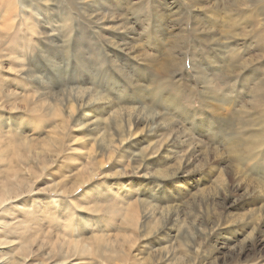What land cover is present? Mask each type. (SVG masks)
I'll return each mask as SVG.
<instances>
[{
	"label": "rangeland",
	"instance_id": "1",
	"mask_svg": "<svg viewBox=\"0 0 264 264\" xmlns=\"http://www.w3.org/2000/svg\"><path fill=\"white\" fill-rule=\"evenodd\" d=\"M236 1L117 0L127 9L120 8L115 19L103 12L110 33H100L88 20L93 9L101 8L103 0H0V95L7 88L17 93L16 108L0 107L3 119L12 118L10 127L15 132L8 136L0 126V180L9 170L8 163L18 166L22 150L33 147V143L37 151L53 149L56 153L59 142L52 138L63 119L67 131L63 152L57 158L47 155L55 159L46 163L50 164L48 172L43 170L40 178H32L34 191L28 196L35 198L34 202L41 200L46 178L47 185L59 182L72 190L85 178L79 176L88 171L87 167L99 168L92 180L69 196L47 192L53 198L70 199L86 193L88 197V189L97 186L98 194L87 199L84 207L75 203V210H69L66 204L54 205L44 198L31 215L19 217L29 220L30 226L15 230L4 227L1 209L7 211L9 220L18 211L0 204V236L10 234L15 238L0 251V264H56L66 256L65 264H115L111 263L117 257L115 252L109 254L106 249L113 245L125 251L128 240L135 239L136 249L143 252L137 251L142 261L135 260L133 264H264V138L260 143L258 133L264 122L257 110L262 102L256 92L240 85V79L233 85L231 77L226 79L234 86L230 95L238 105L222 102L218 96L223 90L209 91L221 80L210 76L225 70L222 61L234 47L231 35L239 39L241 49L250 45L251 40L242 32L223 26L230 13L226 6ZM33 3L37 5L31 9ZM132 3L136 4L130 7ZM236 7L241 9L239 15L246 11V6ZM117 24H126V31L115 29ZM217 43L227 55L214 48ZM180 50L187 52L185 69L170 78L171 54L179 55ZM123 57L126 62L120 60ZM254 58L255 53L243 56V65L249 66L243 73L260 66L264 69V60ZM196 59L198 64L199 60L203 62L204 78L193 71L191 64ZM112 60H116L115 65L129 67L117 69L111 66ZM28 65L40 76L34 85L21 80V76L31 75ZM126 70L130 77L125 76ZM262 75L261 69L253 82L255 86L264 81ZM43 80L48 90L43 89ZM77 81L106 100L88 107L93 118L84 121V129L76 125L79 109L73 119L67 112L70 101L75 99L70 85ZM161 82L165 95L175 96L180 109L160 99L156 90ZM38 91L46 92V97L62 99L63 104L57 100L55 109H45L48 101L41 105L33 101L39 97ZM240 92L242 103L238 101ZM125 110L139 115L143 122L132 116V124H128L129 120L122 118L127 136L130 131L137 133L121 146L123 153L116 152L108 159L110 147L92 130L94 117L101 114L102 122L116 130L113 112ZM156 116L155 123L144 118ZM227 120L232 125L228 126ZM151 127H159L158 133L150 135ZM25 138L32 143L24 142ZM31 165L38 167L36 161ZM21 199H15L13 204ZM168 208L171 209L167 211ZM126 211L131 213L128 218ZM69 213L79 226L66 234L61 222L70 219ZM171 213L172 219L168 220ZM32 226L36 233L31 232ZM66 238L78 240V247H72ZM28 256V261L22 263Z\"/></svg>",
	"mask_w": 264,
	"mask_h": 264
},
{
	"label": "bare ground",
	"instance_id": "2",
	"mask_svg": "<svg viewBox=\"0 0 264 264\" xmlns=\"http://www.w3.org/2000/svg\"><path fill=\"white\" fill-rule=\"evenodd\" d=\"M15 1L16 0H14V3H15ZM116 1L117 0H110V1L109 0H103V3L101 4V8L100 9L96 8V9H93L91 11V17L89 18L88 21L91 20V22L94 24L93 27L96 28V29H98L100 33H105V32H109L110 33V30H109V27L110 26H105L107 24L104 22V20L106 19V17H105V15H102L103 12L107 11L109 13V17L108 18L111 19V15H112L113 18L115 19V13L116 14L119 13L118 10L120 8L127 9V6H124L123 4L122 5H119V4L116 3ZM135 4L136 3H132V5L130 7H132ZM203 4H204V2H203ZM36 5H37L36 3H33L30 6V8L33 9V7L34 8L36 7ZM237 5H239V7L246 6V11L243 14L239 15L238 14V11L241 10V9L237 10L238 9L236 7ZM63 7H64V5H63ZM226 8H227V10L230 13H229V15L227 14L226 19L223 20V26L228 27V28H231V30H235V31L242 32L243 33V36L248 37L249 40H251V41H250V45L249 46L247 45V47L245 49H243V48L241 49V47L238 46L239 39L236 38L235 35H231L232 38H230V36H229L230 41L234 44V47L231 46L232 47V51L230 53V56L228 58H225L222 61L223 62L222 63V66L225 68V70L224 71L221 70L220 72H218V73L210 76V78H212V79H215V80L221 79V80L213 88H210L209 91L215 92L217 89L218 90H223L222 94L218 96L220 98V100L222 102H225V103H228V102L232 101L236 105H238L237 102L235 101L234 97L230 95V93L234 90V86H231L230 83H229V81H227L226 78L227 77H231L232 78V81L231 82H233V85L236 83V81L238 79H240V85L242 87H247L248 89H250L252 91V93H255L256 92L258 94V96L260 97L262 104H259L258 105L257 110L260 112V114H261V120L264 122V81H259L256 86L253 84V82L255 81V77L258 76V74L261 72V69H262V72H263V75L262 76H264V69H263L262 66L259 65L260 67H255V70H251V71H248V72H245V73L242 72L243 69L249 67V66H244L243 65V61H245L246 58L242 61L243 56L246 53H255V58H254L255 60H257L256 59L257 57L258 58H261L262 60H264V0H237L236 1V4H234V3L232 5H229L228 4L226 6ZM34 12H37V11H34ZM214 13H216V12H214ZM194 17L196 19L198 16H195L194 15ZM188 18H190V16ZM80 21H82V20H80ZM109 21H111L113 23H116L115 21H112V20H109ZM113 23H111V24H113ZM124 23H122V24H124ZM194 23L197 24L196 21ZM101 24H103L104 26H102ZM122 24L121 25H118L117 24L118 26L116 25V27H114V28L115 29L116 28H120L121 30H123V32H125L126 29H125L124 26H127V25L125 24L123 26ZM244 25H247V27H245ZM113 26H115V25L113 24ZM195 26H198V25H195ZM249 26L251 28L249 29L250 32L248 33L246 30H247V28ZM31 29H32V27H31ZM193 30L196 31L197 30V27L194 28ZM239 35H240V33H239ZM109 40H110V38H109ZM209 40L210 39L208 38L206 41L207 42H210L211 40L210 41ZM30 44H32V42ZM251 44H252V47H251ZM214 48L219 49L220 50V53L223 56L224 55H227L226 54V50L221 49V44H218V43H217V45L215 44ZM25 51H27V50H25ZM123 51L124 50H121L120 52H123ZM178 52H179L180 57H179V55H175L176 53L175 54H171V59L169 61V67H168V74H169L170 78H172L175 75V73H181L185 69L184 67H185V63H186V59H187L186 58L187 52L185 50L184 51H181L180 50ZM22 53H24V52L22 51ZM30 53H32V52H30ZM103 53L101 54V59L102 60H104L103 57H102ZM192 54L194 56V51H192ZM26 55L28 56V54H26ZM23 56H24V54H23ZM199 56H202V55L199 54ZM125 57H123L120 60H124L126 62V58ZM249 57H251V56H249ZM195 61L192 62L193 64H191V66L193 67V71L195 72V74H196L197 77L204 78L205 71H204V67H202V65H201L203 62L201 60H199V64H198L197 59ZM247 61H248V58H247ZM115 62H116V60H112L111 63L113 65H111V66H114L115 65ZM25 66H26V64H23V69H24ZM115 67H117V69H120V68H127L129 66H127V65L126 66L125 65L124 66H121V64H116ZM27 71L30 72L31 75H26L24 77V76H21L19 74L21 76V80H22V82L24 84L34 85L35 83L39 82L38 80H40L39 79L40 76H37V75H35L32 72L33 71L32 67H30L28 65ZM126 72L127 73L125 74V76L130 77L129 76V72L127 70H126ZM241 73H243V74H241ZM169 81H172V80H169ZM45 82H47V81H45V80L40 81L43 89L44 90H48L49 88L45 86V84H44ZM163 84L164 83L161 82L160 85L158 86V89L156 90V93L159 94L160 99L166 100L169 103L168 105H171V107L175 106V108L180 109V107L176 104L175 96L165 95L166 89L164 90L165 87H163ZM70 87H71L72 92L74 91L73 96H74L75 99H72L70 101L69 109L67 110V112H68V118H72V119L75 118L78 115V114H76L77 109H79V112H80L79 114L80 115L77 118H75V121H76V125L77 126L82 125V127L84 129L85 127H87V122L85 123L84 121H90L93 118L92 115L90 114V112L88 111V107L91 106L92 104H97V103H100V102H103V101H106V100H104L103 99V96L100 95L99 92L98 91H95L93 88H90L89 89V88H85V87L81 86V82L80 81L74 82L73 83V86L70 85ZM112 87H113V85H112ZM65 90H66V88H65ZM123 90L125 91V87H123ZM2 92H3V90H2ZM38 92L40 94L39 97L38 98H34L33 101H34V103L39 104V105H41L43 102L45 103V102L48 101V104H45L44 105V108L45 109H49V110L55 109V107H56L55 105H56V101L57 100L60 102V104L61 103L63 104L62 99H60L58 97L53 96L52 98H49V97L44 96L46 94V92H43V93H40V91H38ZM172 95H174V94L172 93ZM16 96H17V93H16V91L14 89H10V88L5 89V91L2 94V96L0 95V107H4L6 105H11V108L12 109L16 108V106L14 104V100H15ZM242 97L243 96H242V94L240 92L238 94V101L239 102L241 101L240 103L243 102L242 101ZM75 100L78 102V104H79L80 107H77V102ZM234 103H231V104H234ZM32 105H34V104H32ZM255 107H256V105H255ZM255 107H254V110H255ZM235 113H237V112L236 111H234V113L232 112V114H235ZM132 116H133V114L130 113L128 110H125L124 112H122L120 114L118 112H113V117H115V121H113V122L117 126L116 130H112V128L107 123L104 124L102 122L103 116H101V114H98L96 117H94L95 118L93 120L94 128L92 130H95V132L97 133L96 138L98 137V139L100 141H102V142H105L106 141V143L110 147V150H109L110 155L108 156V159H111L114 153H116V152H122L121 146L124 143L127 142L129 136L131 138L134 134L137 133V132L130 131L129 132V136H127V133L125 132V130L123 128V120H122L123 117H126L129 120L128 121V124H132L131 123V120L133 118H135V120L137 122H141L143 120L142 117H140L139 115L134 114L133 118H132ZM144 118H145V120H148V121H150L152 123H155L156 122V119L158 118V116H156L155 118H147V117H144ZM5 119H3V117L1 116V113H0V126L6 129L5 131H7L9 133V134L7 133L8 136H11L10 135L11 133L12 134L13 133L15 134V132L10 127L11 126L10 120L12 118L6 117ZM65 121H66V119H63L59 123V125H57V127H56L57 133L52 138V139H57V141L59 142L58 145L56 146V150H55L56 153L53 152V149H50L48 152H44V151H40V150L37 151L34 148L35 144L33 143V145H34L33 147L25 148V149L22 150V153L23 154H22V158L20 159V162L18 163V166L15 165L13 162H9L8 163L9 170L4 175L3 179L0 180V204L3 205V203H6V205H9L10 208H16V211H18V213L11 220H9L8 218H6L7 217L6 216L7 215V213H6L7 211L1 209L2 213L5 214V216H4L5 226L4 227H12L15 230H17V229L20 230L22 228H25L27 226H30L29 220H26L27 222L26 221H23V220H20V218H21L20 216L22 214H26V216L31 215V211L32 210L33 211L35 210V205H39V202H43V199L44 198L46 199V202L48 201V203H53L54 205L66 204V205H68L69 210H75V208H76V204L75 203H80L79 206L80 207H84V205H82V204L86 203V200L87 199L88 200L89 199H93L94 197H96V194H98L97 193L98 192L97 186H93L92 185L93 187L91 186L90 187L91 189H88L89 190L88 197L85 196L87 193L85 195H80L79 197L70 198V199L68 197H66V198H61V197L60 198H53V197H50L49 195H47V192H52V191L60 192L62 195H68V196L71 195L75 190H77L83 184L89 182V180H92L93 179V176L98 173V169H99L98 167H94L93 169H89V167H87L88 168L87 169L88 171H85L84 173H81L80 176H79V177H82V178L85 177V178L82 181H78L71 188L72 190H66L64 187H62L63 186L62 185L63 183H61V185H60V184H58L59 182H56L53 185L51 184L52 186L51 185H47L48 180L46 178L45 181H44V184H46V186L44 187V189L42 190V192H40L43 195V196H41V200H38L37 202H34L33 200L35 198L28 196V193L30 191H31V193L34 191L32 178L33 177H37L39 175H40L39 176V178H40L42 176V174H43V170H45L46 172H48L49 170H48L47 167H49L50 164H47L46 165V163L48 162V160L55 159L53 157L52 158H49V157H47V155H49V156H53L54 155V157L57 158L63 152L62 150L64 149V146H65V133L67 132V131L65 132V125H66L65 124ZM232 121H233V119H232ZM227 125L228 126L232 125V122H230L229 120H227ZM160 126H162V125H160ZM158 128L157 127L156 128L155 127L149 128L150 135L157 134L158 133ZM14 129H16V128H14ZM258 133H260L259 134V136H260L259 142L262 143V140L264 138V128L261 131H259ZM4 139H7L9 142H11V140H9L8 138H4ZM27 139L28 138H25V141L24 142L32 143L31 141H27ZM38 140H39V137H38ZM21 141H22V139H21ZM13 142H15V141H13ZM129 150L131 151L132 149L129 148ZM10 151H13V150H10ZM123 151H125V150H123ZM245 151H246V149H245ZM2 152H3V150L0 148V154ZM132 152H133V150H132ZM86 158H87V154L84 156V160ZM40 160H41V162H40ZM32 161H36L38 163V167L32 166L31 165V162ZM42 164H43V166H42ZM83 168H85V167H83ZM21 197H22V199L20 201H17L19 203L13 204L14 202H16L15 199H19ZM28 197H29V199H28ZM132 206H133L132 208H134L136 206V204H135V206L134 205H132ZM132 208H129V211H132ZM171 208L173 209V207H171ZM171 208H168L167 211H169V209H171ZM71 213H69V216H68V217H70L69 220L68 219H64L63 222H61L62 223L61 225L63 226V229L66 232V234H71V232H73L74 230L78 229V226H79V221L77 223L75 221L74 216ZM160 213H161V211H160ZM130 215H131V213H129V212L126 211V217L127 218L130 217ZM172 216H173V214L170 215V217H169L168 220L172 219ZM177 217H178V214L176 215V219H177ZM24 222H26L25 225H23ZM126 223L128 224V222H126ZM166 226H167V224H166ZM167 227L169 228V226H167ZM31 232L32 233H36V230H35L34 226H32ZM132 233H134V231H132ZM14 241H15V238L13 236H11L10 234H3L2 236H0V245L3 246V247H0V251H3V248L6 245L11 244ZM65 241L68 242V243H72V247H75V248L78 247V240L75 241V239L66 238ZM128 244H129V246L125 249V251H124L123 248H118L117 247V249H115L113 247V245H112V247H108L106 249L107 252L110 251L109 254L115 252V254L117 256V257H115V259L113 261H111V263H115V264H124L125 263L126 264L128 261H131V263L133 264L135 262V260L142 261L141 260V257H140V259L137 258V256H138L137 251H139V253H142L143 252V250H141L140 248L139 249H136L137 248V245H136L137 244V239H135L133 242L128 240ZM87 247L89 248V246H87ZM86 252H87L86 250H82V253H86ZM107 254H106V256H108ZM130 255H131V257H129ZM106 256H105V258H107ZM29 257L30 256L24 258L22 260V263L24 261H26V260L28 261V258ZM68 257L69 256H66L64 259H62L61 261H59L60 263H56V264H65V262L67 261ZM18 263L21 264L19 261H18ZM18 263L17 262H12V264H18ZM144 263L145 262H143L142 264H144Z\"/></svg>",
	"mask_w": 264,
	"mask_h": 264
}]
</instances>
